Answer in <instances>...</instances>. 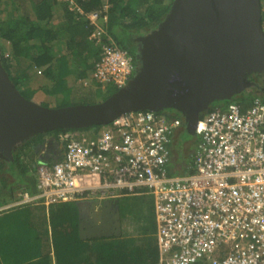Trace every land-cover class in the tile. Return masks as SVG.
<instances>
[{
  "label": "built area",
  "instance_id": "built-area-1",
  "mask_svg": "<svg viewBox=\"0 0 264 264\" xmlns=\"http://www.w3.org/2000/svg\"><path fill=\"white\" fill-rule=\"evenodd\" d=\"M67 1V0H66ZM70 8L84 15L73 0ZM109 4L88 16L101 47L93 78L124 87L137 63L107 43ZM107 38V39H106ZM106 39V40H105ZM111 41V40H110ZM95 137L60 134L64 157L37 167V194L15 205L142 195L154 199L158 264H264V103L243 110L231 103L204 114L186 175H172L171 145L184 122L138 112L115 120Z\"/></svg>",
  "mask_w": 264,
  "mask_h": 264
},
{
  "label": "water",
  "instance_id": "water-1",
  "mask_svg": "<svg viewBox=\"0 0 264 264\" xmlns=\"http://www.w3.org/2000/svg\"><path fill=\"white\" fill-rule=\"evenodd\" d=\"M136 41L134 77L94 104L49 108L28 100L0 59V160H14L13 153L40 134L106 127L142 111L175 110L187 132L195 135L200 118L215 102L232 100L254 87L264 93V85L249 78L264 74L261 0H173L158 27ZM115 212L108 222L102 212L96 214L102 223H94L92 236L120 234L119 209ZM106 224L111 232L104 231Z\"/></svg>",
  "mask_w": 264,
  "mask_h": 264
},
{
  "label": "trees",
  "instance_id": "trees-1",
  "mask_svg": "<svg viewBox=\"0 0 264 264\" xmlns=\"http://www.w3.org/2000/svg\"><path fill=\"white\" fill-rule=\"evenodd\" d=\"M104 1L110 6L109 23L106 28L110 38L107 43L113 40L112 45L128 51L137 63V46L134 39L156 29L169 13L173 0H74L84 15L73 11L69 0H0V59L11 80L25 98L33 100L39 91L52 98L63 93L64 103L60 107H67L71 105L69 102L71 93L93 91L100 95L102 100L99 102H102L119 90L113 82H107L103 86L93 78L96 62L101 57V47L90 40L95 28L90 24L88 16L100 11L105 5ZM261 2L264 25V0ZM53 23H56V26ZM56 37L60 43L63 41L64 48L70 50L72 59L69 69L67 65H62L69 64L68 59L65 58V62L58 60L55 47L50 46ZM92 55L95 58L93 63L90 62ZM71 76H74L72 79L79 84L68 86ZM249 78L258 86L264 85V74H253ZM256 99L264 103V93H259L257 87H254L232 100L222 102L227 105L238 103L243 110H246ZM46 104L48 103H41L49 107ZM213 109H217L214 104ZM166 114L173 117L172 119L183 120L175 110H169ZM112 125L94 126L80 131L94 132L89 134L95 137L101 129ZM69 131L75 130L60 129L48 134L58 136L59 133L66 134ZM44 136L45 134H40L24 143L17 152L13 153L14 160H0V197L6 191V197L15 202L20 201L26 193L30 196L37 194L39 164L31 157L32 152L25 150L31 151ZM192 158L191 155L189 159L192 161ZM189 172H191L190 167ZM170 173L175 175L171 170ZM28 205L32 215L31 209L35 206ZM32 227L38 228L33 224ZM142 240L146 244L135 247L133 240L130 239V242L126 238L107 239L109 243L105 245L110 248L111 260L101 253H96L94 264H157L159 251H156L154 241L151 243L150 239L146 238ZM40 256L43 261L36 264H49L47 260L50 259V253L45 255L42 253Z\"/></svg>",
  "mask_w": 264,
  "mask_h": 264
},
{
  "label": "crops",
  "instance_id": "crops-1",
  "mask_svg": "<svg viewBox=\"0 0 264 264\" xmlns=\"http://www.w3.org/2000/svg\"><path fill=\"white\" fill-rule=\"evenodd\" d=\"M105 4H108V2H105ZM53 21L55 22V18ZM53 25L56 26V23H53ZM55 28L57 29V27ZM61 42L63 43V41ZM62 43L56 37L50 46L55 47L54 51L56 56H58V60L65 62V58L68 59L69 64L63 63L62 65H67L69 69L72 59L70 50L64 48ZM93 56L90 58L92 63L95 60ZM72 78L74 79V76L69 79L70 84L68 86L76 85ZM74 94L76 95V93ZM49 96L39 91L34 96L33 101L41 104L46 100L45 97L49 98ZM53 98L60 100L62 105L65 96L62 93L53 96ZM73 105L71 104L70 106ZM183 130L184 128L175 132L172 151L175 154L174 159L180 160L183 158L186 162V167L183 172L179 173H175L173 169H170L175 175L188 174L191 162L189 158L191 155L193 156L197 149V140L192 137L189 141L183 142L182 149L178 151L179 143L182 142L180 135ZM82 132L84 131L75 130L66 134L79 138ZM89 133L94 134V132ZM92 134H90L91 137H93ZM59 135L45 134L41 141L32 147L31 151H25L32 152L31 157L36 159L38 164H53L61 161L65 150L64 145L59 140ZM44 142H46L44 146L36 150L37 146L39 144L42 145ZM176 147L177 149H175ZM189 148L193 149L191 153ZM6 196L7 192L5 191L3 196L0 197V264H36L43 261L40 256L42 253L44 255L50 253V259L47 260L49 264H94L97 258L96 253H101L102 256H107L111 260V257H109L110 248L107 246L109 242L106 240L112 238H126L127 241L129 239L133 240L135 247L144 243L142 238L150 239L151 243L154 241L156 251H159L160 260L155 204L153 197L147 192L142 195H125L111 200L86 199L58 202L51 205L33 204L35 207L31 209L33 210L32 215L28 204L16 206L15 203L19 202V200L14 202ZM118 209L121 223L120 234L101 238L92 236L94 228L97 226L94 223L97 222L96 224L98 225L102 223L96 217V214L102 212L103 220L105 218L106 222H108V217L113 218V214ZM32 224L38 228L33 229ZM103 227L106 229L104 231L108 230L111 232V229H113L108 227L107 224ZM139 254L140 256L142 255L141 251H139Z\"/></svg>",
  "mask_w": 264,
  "mask_h": 264
},
{
  "label": "rangeland",
  "instance_id": "rangeland-1",
  "mask_svg": "<svg viewBox=\"0 0 264 264\" xmlns=\"http://www.w3.org/2000/svg\"><path fill=\"white\" fill-rule=\"evenodd\" d=\"M77 84H79V83H76V85ZM80 89H82V88H80ZM76 90H78V89H76ZM69 98H71L70 104H72V105L73 104L81 105V104H85V103L86 104H93L95 102H99L102 100L100 95H97L93 91L92 92L91 91H81L79 93L76 92V95L74 93H71ZM45 99H46L45 101L48 103L46 105L49 106V108H61L60 107L61 101L60 100L58 101L57 98L45 97ZM45 101H43V102H45ZM215 103H214V107H216L219 110H225L228 106L227 104H225L222 101L220 103H217V104H215ZM38 104H40V103H38ZM100 131H103V129H101ZM82 134L90 136L89 132H87V133L82 132ZM180 137H181L182 142L179 143L178 151H180L182 149V144H184L183 142L189 141L192 138V136L187 132V130H183V133H181ZM175 149H177V147ZM192 150H193L192 148H189L190 153L192 152ZM174 156H175V154L172 155V160L168 166L169 171H170V169H173L175 171V173L183 172L185 170V167H186L185 166L186 162L184 161L183 158H181L180 160L174 159ZM177 156H180V155H177Z\"/></svg>",
  "mask_w": 264,
  "mask_h": 264
},
{
  "label": "clouds",
  "instance_id": "clouds-1",
  "mask_svg": "<svg viewBox=\"0 0 264 264\" xmlns=\"http://www.w3.org/2000/svg\"><path fill=\"white\" fill-rule=\"evenodd\" d=\"M137 67H138V62H137ZM121 89V88H120ZM210 110H212V108L210 109ZM142 112H146V111H142ZM148 112V111H147ZM135 113H138V112H135ZM167 112H164V113H161V114H166ZM131 114V113H130ZM128 115V114H127ZM167 115V114H166ZM184 122V121H183ZM113 123V122H112ZM111 123V124H112ZM184 128V130H186V126H185V122H184V125L180 128V129H183ZM104 129V128H103ZM80 131V130H79ZM101 132V131H100ZM82 135H85V134H82ZM192 137H194V138H197L195 135H191ZM172 146V145H171Z\"/></svg>",
  "mask_w": 264,
  "mask_h": 264
},
{
  "label": "flooded vegetation",
  "instance_id": "flooded-vegetation-1",
  "mask_svg": "<svg viewBox=\"0 0 264 264\" xmlns=\"http://www.w3.org/2000/svg\"><path fill=\"white\" fill-rule=\"evenodd\" d=\"M134 40H135V45L137 46V45H138V42L136 41V38H135ZM172 114H174V113H172ZM172 114H171V115H172ZM168 116H169V115H168ZM169 118L172 119L173 117H170V116H169ZM194 140H195V139H194ZM196 140H197V138H196ZM45 143H46V142H44L42 145L39 144V145L37 146L36 150H38V148L40 149V147H43Z\"/></svg>",
  "mask_w": 264,
  "mask_h": 264
}]
</instances>
